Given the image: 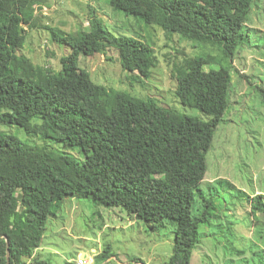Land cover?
I'll return each instance as SVG.
<instances>
[{"label":"trees","instance_id":"trees-1","mask_svg":"<svg viewBox=\"0 0 264 264\" xmlns=\"http://www.w3.org/2000/svg\"><path fill=\"white\" fill-rule=\"evenodd\" d=\"M44 1L0 0V122L46 142L31 145L0 130V264H45L34 251L52 208L67 197L119 207L152 230L169 221L173 252L165 264H189L202 237L199 227L210 224L208 210L192 215L194 195L206 201L200 187L206 153L229 106V59L249 42L244 26L255 0H107L115 11L141 22L138 26L219 47V57L196 54L172 66L175 96L206 119L95 83L79 66L80 54L113 49L121 68L142 78L149 76L155 57L152 41L115 36L94 11L87 28L73 33L41 26L52 41L68 47L58 70L17 54L24 26L36 28L35 10ZM211 63L216 66L206 69ZM234 189L258 221L264 194ZM232 222L229 236L235 240ZM232 247L245 253L246 247ZM249 248L244 261L264 264V248Z\"/></svg>","mask_w":264,"mask_h":264},{"label":"rangeland","instance_id":"rangeland-1","mask_svg":"<svg viewBox=\"0 0 264 264\" xmlns=\"http://www.w3.org/2000/svg\"><path fill=\"white\" fill-rule=\"evenodd\" d=\"M92 11L115 36H139L152 41L155 57L149 76L142 78L123 70L113 49L88 56L80 54L79 66L89 72L95 83L138 98H150L177 113L206 119L199 110L182 105L175 96L172 66L196 54L219 57V47L196 45L177 34L165 35L157 27L138 26L141 22L115 11L107 0H45L35 10L36 28L24 26L25 40L16 53L25 55L34 64L58 70L59 58L68 52V47L52 41L49 32L41 26L73 33L78 28H87ZM244 33L249 42L229 59L232 70L229 106L206 153L207 169L200 185L206 192L202 194L206 201L198 202L195 191L192 205L193 216L208 210L210 224L199 227L202 237L189 264H255L244 261L251 255L250 244L256 246L257 249L253 248L256 251L264 248V214H257L256 221L234 189L251 196L264 194V96L259 91L264 88V0L253 2ZM214 66L211 63L205 68ZM0 130L13 133L31 145L46 143L7 122H0ZM64 149L79 155L76 150ZM230 221L234 223L235 240L229 236ZM164 224L152 230L119 207L106 208L88 199L67 197L52 208L35 258L45 264H74L77 252L84 251L94 255L92 258L97 263L107 255L113 257L110 264H165L173 252L174 233L169 221ZM232 244L246 247L245 253L238 255Z\"/></svg>","mask_w":264,"mask_h":264},{"label":"built area","instance_id":"built-area-1","mask_svg":"<svg viewBox=\"0 0 264 264\" xmlns=\"http://www.w3.org/2000/svg\"><path fill=\"white\" fill-rule=\"evenodd\" d=\"M93 260L89 254L77 255L74 264H92Z\"/></svg>","mask_w":264,"mask_h":264},{"label":"crops","instance_id":"crops-1","mask_svg":"<svg viewBox=\"0 0 264 264\" xmlns=\"http://www.w3.org/2000/svg\"><path fill=\"white\" fill-rule=\"evenodd\" d=\"M91 251L94 252L95 249H94V248H91ZM34 252H35V251H34ZM34 254H35V253H34ZM83 254H88V253H87V252H84V251L77 252L76 257H77V255H83ZM94 254H96V253H94ZM93 256H94V255H91V258H92ZM112 259H113V257H109V256L106 255V256L102 259L101 263H97L96 259L93 260V258H92V260H93V263H92V264H110V262H111Z\"/></svg>","mask_w":264,"mask_h":264}]
</instances>
